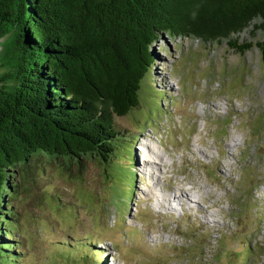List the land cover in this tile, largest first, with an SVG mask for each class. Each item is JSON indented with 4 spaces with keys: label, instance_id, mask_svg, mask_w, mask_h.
I'll list each match as a JSON object with an SVG mask.
<instances>
[{
    "label": "rangeland",
    "instance_id": "rangeland-1",
    "mask_svg": "<svg viewBox=\"0 0 264 264\" xmlns=\"http://www.w3.org/2000/svg\"><path fill=\"white\" fill-rule=\"evenodd\" d=\"M236 37L253 47L161 35L113 160L31 169L10 193L20 264H264V30Z\"/></svg>",
    "mask_w": 264,
    "mask_h": 264
},
{
    "label": "trees",
    "instance_id": "trees-1",
    "mask_svg": "<svg viewBox=\"0 0 264 264\" xmlns=\"http://www.w3.org/2000/svg\"><path fill=\"white\" fill-rule=\"evenodd\" d=\"M249 28L264 30V0H0V264H20L10 193L31 169L110 163L124 148L115 118L141 104L161 35L244 54L253 45L236 36Z\"/></svg>",
    "mask_w": 264,
    "mask_h": 264
},
{
    "label": "bare ground",
    "instance_id": "bare-ground-1",
    "mask_svg": "<svg viewBox=\"0 0 264 264\" xmlns=\"http://www.w3.org/2000/svg\"><path fill=\"white\" fill-rule=\"evenodd\" d=\"M238 142H239V139H232L231 142L227 145V146H237L238 145ZM225 150V149H224ZM223 150V151H224ZM149 151V152H148ZM147 153L143 155V159H144V163H145V170L147 171L148 169L150 171H152L153 169V165L151 164V159H150V156H155L159 162H156V161H153L154 163H160V166H164V161L165 160V156L161 153V152H155L152 149H148ZM198 153L202 156H205L204 153L201 151V150H198ZM228 157V156H227ZM223 161V160H222ZM222 161H219L217 162L218 166L221 167L223 165ZM227 162V161H226ZM159 179V177H157L156 181ZM184 189V186L182 184L179 185L178 189ZM190 190H188V193L184 191V195L186 194L187 196H185L184 198L187 200H189V195H190ZM164 196V195H163ZM169 196L165 195V197H162L161 198V201L160 204L164 207H166L168 210H174L175 208H173V206L171 205V201H175V196L172 197V198H168Z\"/></svg>",
    "mask_w": 264,
    "mask_h": 264
}]
</instances>
